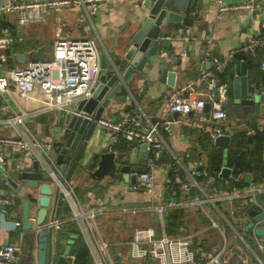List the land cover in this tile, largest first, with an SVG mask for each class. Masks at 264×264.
I'll return each mask as SVG.
<instances>
[{
	"label": "crops",
	"instance_id": "1",
	"mask_svg": "<svg viewBox=\"0 0 264 264\" xmlns=\"http://www.w3.org/2000/svg\"><path fill=\"white\" fill-rule=\"evenodd\" d=\"M141 1L142 0H98L93 3L96 6V12L89 17L86 14V10L91 5L90 3L64 9L57 15L51 11L41 10L39 18H32V16L28 14L29 20L22 26L17 24L14 16L15 13L4 14V18H2V14H0V33L7 32L13 39V42L8 47L10 61L5 65H12V61L17 64L14 60V57L17 55L25 56V61L23 63V65H25L29 62L31 55L39 49L42 50V59H49L52 51V41L58 26L61 28L62 34L69 38H85L94 41L99 55L104 54L106 56H111L113 51L117 49L123 50L127 47L128 40L135 29L138 9L142 6ZM242 1L243 0H222V4L228 7L231 5H238ZM257 3L259 5V11L256 15H251L244 11H226L219 13L214 0H201L199 4H196V8L199 12L198 17L193 19L191 27H186L188 31V40L185 41L176 36L175 31L178 27H181L180 24L169 23L167 27H160L159 38L162 39V43L158 47V55L167 62H170V60L176 61V63H168V71H174V73H176L173 86L168 87L165 83L159 82L156 79L157 74L154 72V74L148 73L144 80L140 79L139 74L133 75L127 85L128 91L122 90L111 105L104 110L101 117L114 120L135 102L149 122H158V133L162 136L167 150L162 154L163 164L153 172L156 191H158L161 182L169 170L168 158L177 159L180 162L189 150L195 149L202 159L201 164H204V155L198 148V141L203 134H207L210 138L211 134L215 132L214 130L217 129L223 134L226 133L227 130H243L248 136V143L252 141V135L255 133V130L264 137V115H255L253 113L240 116L232 115L231 83L229 90L227 86L226 102L224 104L226 121L221 123L222 126L220 122L216 123L209 117L204 118L203 114V119H200L199 115L195 112H190L187 115H179L175 120L171 121L167 117L169 114L165 116L162 113L164 110V101L167 97L171 95H183V90L187 86H191L193 88L191 90L202 88L208 77H215V71L220 72L230 63L231 54L234 51L243 50L245 40L249 35L258 33L259 24L261 21H264V0H257ZM9 14L15 19L14 24L9 23V19H7V15ZM184 16L186 15L184 14ZM15 32L17 33V37L15 36ZM167 36H171L172 39L166 40L164 37ZM167 46L168 48H166ZM45 47L49 48L46 57ZM205 53H209L212 57H216L222 62L220 70H217L215 66L210 63L204 65L203 71L200 70L199 61ZM247 56L246 54V57ZM23 65L9 68H18ZM231 68L233 71L232 64ZM248 74L249 66L247 64V79ZM217 81L219 80L217 79ZM225 84L227 85V83ZM250 84L264 90V83L258 78L257 80L251 81ZM11 95L13 101L9 102L10 109L8 108L7 111L0 113V135L20 137L14 128L8 126L4 122V119L13 112L17 113L20 110L29 113L30 116L23 121L24 127L21 129L22 134L20 137L24 138L25 141L29 143L28 150L31 158L30 160H23L24 167H29L31 159L33 158L42 161V156L39 155V151L44 148L42 146L43 144L52 147L55 141L59 140L58 134L62 129L63 114L57 111H42L40 109L41 97L38 90L33 93L36 99L34 98L32 100H22L12 93ZM229 116H232L234 120L232 126L228 121ZM144 126L146 125L144 124ZM101 132L102 130L97 128L96 134L93 135V138L89 142L92 148L90 152L87 150L84 158L85 160L89 159V157L91 158L93 153L100 154L112 152L108 147L109 138L107 133L103 131L104 135L103 139H101ZM210 141L212 144L211 138ZM50 147L48 148L45 146L47 150L50 149ZM113 153L117 160V153ZM19 154L20 153L17 151L7 153V166H4V168L2 167V169L0 168V176L4 177V179L9 177L10 179H15L17 177V174L12 171L11 167ZM164 158L166 160H164ZM191 159L192 158L187 161L185 167L182 166L184 172H189L194 168L197 169V166H201V164L197 165L195 161ZM262 160L264 161V147L262 151ZM86 163L87 169H89L91 163L94 162L89 159ZM94 168L95 167L89 170H93ZM202 174V182L207 183L203 168ZM114 179L115 176L114 178L104 177L101 180L93 181L84 174H77L74 172L65 185L70 196L67 197V200L64 201L59 212L53 216L51 221L48 219L50 214V209H48V215H46L43 223L45 226L52 225L50 227L52 248L57 250L60 255L64 256V264L72 263H70L69 260V257L72 256L70 254V249L74 240L77 238H80L86 247L89 258L92 257L93 264L97 261H102V264H109L105 252L100 247V242L107 245L106 252L109 257H111L109 250L113 249L115 251L116 260H122L124 264L132 263L127 259V250L124 245L126 240L130 238L132 232L129 234L119 229L115 233L111 232L109 239H106L105 235L99 230L96 224L97 218L107 219L111 217L113 213L117 215L113 217V219H118L117 213H123V210H137L134 214L136 215L145 206L146 201L144 200V196L134 195L133 193L135 191L132 192L131 189H127V184L126 186H121L120 183L122 181L114 182ZM23 182L24 181L21 180L17 183L18 188L23 186ZM251 184L264 185V183L255 182L252 175ZM251 184L246 185L250 186ZM248 186L246 188L244 187L239 192L240 194H244V196L240 197L244 200L245 192L247 188H249ZM98 187H101V189ZM76 188L80 190L84 189L83 196L81 193V197L78 196V193L75 192ZM233 191L234 189L232 192ZM136 192L143 193L140 191ZM9 193L14 195L10 205H14L16 211L12 212L8 217H4L2 214L3 209L0 208V244H6L7 242L13 244L16 242L18 229H12V223L14 221H19L21 225V201L23 198L29 199L35 197L37 195V190L26 188L24 197L20 198L18 196V189L14 190L11 188L10 184L7 185L4 181L0 182V197H7ZM222 195L223 194H219L218 196ZM211 196L217 195L211 194ZM257 197L258 195L256 196V200ZM146 199H149L148 195H146ZM234 201L239 203L241 200ZM36 209L35 203H32L28 220L33 224ZM189 210L190 209H185L183 212ZM124 213L126 215H133L129 212ZM90 214H92V218L89 217ZM117 223L122 225L123 220L120 219ZM23 234L24 236H22L20 242L19 260L25 259L24 256L28 251L29 245L25 240V233Z\"/></svg>",
	"mask_w": 264,
	"mask_h": 264
},
{
	"label": "built area",
	"instance_id": "2",
	"mask_svg": "<svg viewBox=\"0 0 264 264\" xmlns=\"http://www.w3.org/2000/svg\"><path fill=\"white\" fill-rule=\"evenodd\" d=\"M98 0H42V1H17L4 0L0 4V14L15 13V19L19 26L25 25L30 16L39 18L41 10L51 11L55 15L64 9L74 6H83L84 3L91 4L86 14L90 15L96 12V6L93 4ZM219 13L226 11H244L251 15H256L259 11L257 0H243L238 5L225 6L222 0H214ZM176 36L181 40H188V31L186 27H178ZM166 40L172 39L171 36L164 37ZM13 42L11 35L4 32L0 35V113L10 109L9 102L13 101L12 94L22 100H32L35 98L33 93L39 91L41 101L40 109L42 111H57L66 113L69 107L76 105L81 100H87L90 95V89L93 82L100 73L99 54L96 49L95 42L90 39L77 38L72 39L62 34L61 28L58 26L55 37L51 45V56L49 59L41 61H29L22 67L1 70V66L6 64V55L4 51ZM264 49V21L259 24V31L254 35H249L245 40L243 51L249 58H256L257 51ZM163 53V52H161ZM208 61V62H207ZM210 63L217 70L222 67V62L212 57L209 53H205L199 61V68L203 71L204 65ZM258 69L264 80V57L258 62ZM201 71V72H202ZM4 72V73H3ZM193 89L191 86L183 90V95H171L164 101L163 115L177 112L179 115H187L195 112L203 119L201 110L205 103L210 105L209 118L216 123L226 121V113L224 104L226 102L227 85L217 81L214 76L206 79L204 86L200 89ZM36 99V98H35ZM30 115L22 110L13 112L4 122L14 128L21 137L23 121ZM169 123V122H168ZM144 124L146 126H144ZM96 128H100L107 133L109 138L108 147L118 139L133 143L135 146L146 144L148 156L146 159V172L137 174L136 184H127V189L140 191L149 196L148 204H146L139 212L154 211L158 215V228L151 226L145 228H135L131 236L124 243L127 250V259L131 264H231L232 259H236L239 264H257L260 262L258 252L250 248L240 235L239 231L231 225L221 211L217 208L216 203L226 201L231 212L238 217L246 218V207L251 205L253 210L264 213V208L257 202L256 196L264 193V185L248 186L245 192V200L240 198L244 194L234 190L231 194H223L222 196H211L210 189H207L206 182H198L195 176L198 175L197 169L184 172L182 165L177 159H173L178 165L179 172H182V178L178 175L175 168L174 180L166 176L161 182L158 191L153 179V172L163 164L162 154L167 150V146L158 133V122L151 123L145 117L134 102L127 110H124L117 119L110 120L102 118L96 120ZM210 136L213 138L220 133V130H214ZM14 136L0 135V168L7 166V153L17 151L20 154L11 167L12 171L17 174L15 179H11L15 183L19 182V175L23 171V160H30L29 143L24 138ZM43 147L49 145H42ZM32 160V159H31ZM52 175V172L49 171ZM230 175L228 178H230ZM227 178V179H228ZM9 185V182L0 176V182ZM192 191L190 192V189ZM66 198L70 196L68 189L65 191ZM14 195L9 193L7 197H0V207L10 205ZM234 200H241L235 203ZM244 200V201H243ZM204 204L212 207L215 212L224 219L225 223L230 227V233L225 234L219 230L215 221L209 217L205 210ZM197 206L203 215H205L211 225L209 228L217 230L215 234L219 241L216 243H208L210 246H203L200 241H196L194 237L200 234L182 233L180 235H167L164 227L163 214L174 209H191L188 207ZM137 210H123L135 214ZM92 218V214L89 216ZM247 224V223H246ZM20 222L14 221L12 229H18L17 240L13 244H0V264H13L19 260L20 242L22 232L20 230ZM51 227L52 225H48ZM244 228V227H243ZM250 238L251 236L248 235ZM252 239V238H251ZM257 250H261V239L254 237L252 239ZM206 244V245H208ZM101 249L107 256L109 264L116 262L107 255V245L100 242ZM246 248V253L243 251ZM70 263L73 257H69ZM121 264L124 262L119 261ZM97 261L95 264H102Z\"/></svg>",
	"mask_w": 264,
	"mask_h": 264
},
{
	"label": "water",
	"instance_id": "3",
	"mask_svg": "<svg viewBox=\"0 0 264 264\" xmlns=\"http://www.w3.org/2000/svg\"><path fill=\"white\" fill-rule=\"evenodd\" d=\"M201 0H142V6L137 13L135 29L132 32L128 45L125 49L113 51L111 56L99 55L100 73L93 82L90 89L91 95L87 100H81L76 105L69 107L68 112L62 116V129L58 134L59 140L46 149L39 151L42 161L33 158L29 167H24L19 175V181H24L23 186L18 188L17 183L9 178L12 189H18V196L23 198L25 189L37 190V195L29 199L23 198L20 206L21 232L25 233V240L29 244L25 259L18 260L13 264H64L65 258L57 250L52 248L50 227L44 225V219H48L59 212L61 205L67 200L65 185L72 174H84L93 181L101 180L104 177L114 178L116 173L121 176L125 184L135 185L137 174L146 172V159L148 152L146 144L134 146L125 163L117 162L113 152L93 153L90 160L94 162V169H87L85 154L90 152L89 145L97 128L95 122L99 119L104 110L115 100L122 90L128 91V83L133 75L139 74L144 80L148 73H156V79L165 83L168 87L173 86L174 71H168V63H176L174 60L167 62L158 55V47L162 43L160 39V27H167L169 23L180 24L181 27H191L193 19L199 15L196 4ZM2 0H0V4ZM184 14L186 16H184ZM4 18V14L1 16ZM168 48V46L166 47ZM7 59L9 51H4ZM17 63L23 64L25 56L14 57ZM42 50L34 52L29 61H41ZM250 59L246 57L243 50L234 51L231 54L230 63L233 65L234 76L231 81L232 115L240 116L245 114L264 115V90L248 82L246 65ZM154 72V73H153ZM208 103H205L201 114L204 118L209 117ZM179 113L172 112L167 117L175 120ZM229 124H234L232 116L228 117ZM233 135L231 130L224 134L215 136L212 140L214 147L225 150ZM163 158V157H162ZM164 160H166L164 158ZM52 172V175L49 174ZM198 175L195 179L198 182L203 180L202 168L197 166ZM230 175V169L226 166L225 158L222 159V167L218 178L226 180ZM214 180L207 181V189L213 185ZM244 183L251 184V175L244 176ZM133 192V189H131ZM192 188L190 189V192ZM32 203L37 209L34 214V224L28 220ZM3 209V207H0ZM247 224L243 231L251 236L261 239L260 262L264 264V213L258 212L247 205ZM6 244H9L7 242ZM231 264H239L236 259Z\"/></svg>",
	"mask_w": 264,
	"mask_h": 264
},
{
	"label": "trees",
	"instance_id": "4",
	"mask_svg": "<svg viewBox=\"0 0 264 264\" xmlns=\"http://www.w3.org/2000/svg\"><path fill=\"white\" fill-rule=\"evenodd\" d=\"M264 57V49L257 51V57L250 58L249 74L248 80L251 81L264 80L261 79V72L258 69V62ZM215 77L221 81L227 83L228 90L230 83L233 79V71L231 64L229 63L220 72H214ZM255 84V83H254ZM233 135L231 137L230 143L225 151L217 149L212 146L210 138L207 134H203L199 139V150L204 155V164H201V157L195 149L189 150L185 156L180 160L182 166L185 167L186 163L190 158L194 160L197 165L202 166L205 177L207 181L213 179V185L210 187V193L219 194H231L232 190L240 191L248 185L244 183V174L250 173L253 180L257 183H264V161L262 160V151L264 147V137L255 130L252 135V141L247 142L248 136L246 132L233 129ZM135 146L133 143H128L121 138H118L110 147L112 152L117 153V162L125 163L128 159V155L131 149ZM225 158L226 166L230 169L231 176L227 180H220L217 178L218 172L222 165V159ZM169 170L167 175L171 180H174L175 168L178 165L171 158H168ZM94 163H91L89 169L94 167ZM178 175L181 177L182 172H179L177 168ZM182 178V177H181ZM121 176L119 173L115 174L114 182L120 181ZM112 182V183H114ZM101 189V187H98ZM76 193L80 196V193L84 194V189L80 190L76 188ZM81 197V196H80ZM257 202L264 208V193L258 195ZM236 203V202H235ZM16 208L14 205H6L3 207L2 214L4 217H8L12 212H15ZM182 209H174L166 213L165 218V233L167 235H174L176 230L181 226L182 220L181 216L183 214ZM18 233V232H17ZM70 254L73 256L71 264H90L89 253L82 243L80 238L74 240L71 245Z\"/></svg>",
	"mask_w": 264,
	"mask_h": 264
},
{
	"label": "rangeland",
	"instance_id": "5",
	"mask_svg": "<svg viewBox=\"0 0 264 264\" xmlns=\"http://www.w3.org/2000/svg\"><path fill=\"white\" fill-rule=\"evenodd\" d=\"M14 15V14H13ZM15 16V15H14ZM7 19H9L10 24L15 23V19L12 15H7ZM3 33H0V35ZM15 36L17 37V33L15 32ZM45 57L47 56L49 52V48L45 47ZM12 65H2L1 70L4 69H10L9 67H16L19 65V63H15L14 61L11 62ZM20 101V100H18ZM9 114V113H8ZM103 131L100 133V138L103 139ZM121 186H126L125 183L121 182ZM134 195L144 196L145 205L148 203V199H146L145 193H139L134 192ZM217 208L221 211V213L224 215V217L229 220L232 226H234L240 233V235L244 238L245 243L252 249L256 250L258 254L261 256V250H257L254 246V242L252 239L248 236L247 233L243 231V227L246 225L247 220L243 217H238L236 214V211L234 210V213L230 211L228 207V203L226 201H220L216 203ZM204 210L206 214L211 217L213 221L217 224L220 231H222L225 234L230 233V227L225 223L224 219L221 218L215 210L210 207L207 204H204ZM191 209L189 211H185L181 216V226L176 230L174 235H180L181 232L184 234L193 232L196 233V231H200V234L196 235L194 239L196 241H200L203 246H210L208 243H216L219 241L218 236L215 234L217 232L214 228H209L211 225V222L209 219L202 214L200 209L197 206L190 207ZM70 209V208H69ZM171 211V210H169ZM168 212V211H167ZM118 219H113V217L117 216L115 213L111 217H108L107 219H96V224L99 228V230L105 235L106 239H109V236L112 233L117 232V230L122 229L126 231L127 233H131L135 228H145L148 226H151L155 229L158 228V215L154 211H143L138 212L136 215H126L125 213L118 212ZM166 214L164 213V220L165 223ZM120 219L123 220V224L119 225L117 221ZM165 230V227H163ZM208 242V243H207ZM208 244V245H206ZM243 251L246 253V248L243 247ZM111 258L116 262V264H121L118 260L115 259V251L113 249L109 250ZM91 264L92 263V257L90 258Z\"/></svg>",
	"mask_w": 264,
	"mask_h": 264
}]
</instances>
